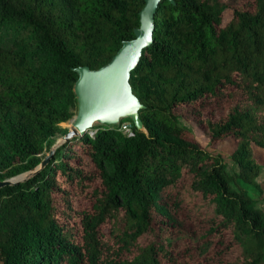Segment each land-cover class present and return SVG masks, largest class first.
<instances>
[{"label":"trees","instance_id":"1","mask_svg":"<svg viewBox=\"0 0 264 264\" xmlns=\"http://www.w3.org/2000/svg\"><path fill=\"white\" fill-rule=\"evenodd\" d=\"M144 2L0 0V179L67 132L73 67L109 61ZM154 24L129 78L144 129L93 125L0 187V264H264V0H161ZM185 122L230 136L236 169Z\"/></svg>","mask_w":264,"mask_h":264},{"label":"water","instance_id":"2","mask_svg":"<svg viewBox=\"0 0 264 264\" xmlns=\"http://www.w3.org/2000/svg\"><path fill=\"white\" fill-rule=\"evenodd\" d=\"M160 1L145 0L139 11L140 23L133 29L134 36L122 40L120 47L109 61L97 68H91L88 65L73 67L77 73L72 86L77 108L72 124L60 140L53 143L47 154L34 168L0 179V187L26 180L38 172L48 162L54 149L61 142L74 134H82L93 125H115L122 118L128 117L136 128L144 129L139 114V109L144 104L133 92L129 78L131 71L141 58L143 48L152 43L155 28L154 16Z\"/></svg>","mask_w":264,"mask_h":264},{"label":"rangeland","instance_id":"3","mask_svg":"<svg viewBox=\"0 0 264 264\" xmlns=\"http://www.w3.org/2000/svg\"><path fill=\"white\" fill-rule=\"evenodd\" d=\"M228 19H229V10H226L224 13V22L227 21ZM72 120L73 119L62 122V125L65 126L66 131L72 124ZM185 124L192 130L199 144L203 148H205L206 150L214 154L215 153L221 154V156L224 158V160L227 163V168L229 170L236 169V167L233 165L230 159V153L234 148V140L230 136L224 139H221L219 141H216V142H210L209 138L207 137V135L205 134L204 130L201 127L196 125L194 122H185ZM63 134L64 133L56 134L54 136L55 142L59 141ZM254 153L261 160V163H262L261 172L259 176L257 177V180L260 183V186L262 188V193L259 195L258 194L256 195L258 197L257 205L264 209V149H260L259 147H254ZM18 176L21 177V175H18Z\"/></svg>","mask_w":264,"mask_h":264},{"label":"built area","instance_id":"4","mask_svg":"<svg viewBox=\"0 0 264 264\" xmlns=\"http://www.w3.org/2000/svg\"><path fill=\"white\" fill-rule=\"evenodd\" d=\"M119 128L125 133L133 134V123L128 119L122 118L119 121Z\"/></svg>","mask_w":264,"mask_h":264}]
</instances>
